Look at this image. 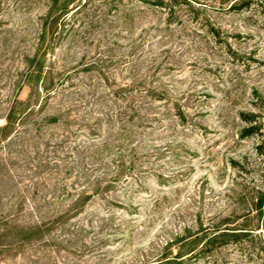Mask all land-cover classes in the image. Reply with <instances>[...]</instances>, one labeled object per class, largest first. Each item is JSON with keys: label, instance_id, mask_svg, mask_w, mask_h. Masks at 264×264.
Returning a JSON list of instances; mask_svg holds the SVG:
<instances>
[{"label": "rangeland", "instance_id": "374dc122", "mask_svg": "<svg viewBox=\"0 0 264 264\" xmlns=\"http://www.w3.org/2000/svg\"><path fill=\"white\" fill-rule=\"evenodd\" d=\"M165 3L0 0V264H264V0Z\"/></svg>", "mask_w": 264, "mask_h": 264}, {"label": "trees", "instance_id": "16d2710c", "mask_svg": "<svg viewBox=\"0 0 264 264\" xmlns=\"http://www.w3.org/2000/svg\"><path fill=\"white\" fill-rule=\"evenodd\" d=\"M51 1L52 4L50 5L48 14L44 18L45 23L39 38V41H43V42L48 38V36H50V34L52 35V37H54L58 33V29L61 26L60 19L63 17V15L68 14L69 6L71 5V3L75 2V0H65L62 6L58 7L60 0H51ZM157 3L159 5H166L165 0H157ZM233 7L235 6L232 5V8ZM38 57L39 55L37 54L34 57V60L33 61L31 60L32 63L30 64V66H28L27 79L29 81H38L43 77L44 72H43L42 62L41 63L40 61L37 62L36 66L32 65L34 61L38 60ZM47 79L49 78L44 77L43 83H45V80ZM54 81H55L54 79L53 80L51 79V82H49L50 83L49 85H51V87L54 85ZM46 85L47 82L44 86L40 87L39 90L40 91L45 90L48 92L49 85L48 86ZM31 111L32 109L29 110V112ZM29 112H27L26 110L23 111L21 110V112H19L16 110V107H12L10 109L9 115L6 117V120H4L3 122L5 123V125L0 126V145H2L5 142H11L15 134H17V132L19 131L21 125H27L28 127L31 126V123H33V126H35L34 122L30 120ZM57 119L58 118H56L55 116H52L46 118L45 121L47 123H56L58 121ZM26 129L29 130V127ZM254 129L255 128L253 126L249 127L245 129L244 133H250ZM96 186H100L99 183H96ZM82 195H84V193H82L80 196ZM80 196L74 203V206L80 204V200H81ZM262 204H263V200L261 199L260 205ZM207 236H208V240L204 243L203 240L204 238L207 239L206 238ZM246 236H248L247 233L242 232L241 229L221 227V228H217V230H215L211 236L206 234L203 237H200V235L197 234V236L194 238H191L193 236H189L188 238L185 237L183 238V241L186 243L185 246L188 247L187 250H185V254L178 255L175 258L166 257L164 259L158 260L154 264H180L182 261H184L189 257H192L193 255H195L194 256L195 259H199L203 257L206 254V252L210 250L211 247H216L218 245H226L229 243H235L242 240V238ZM184 257L186 258L183 259Z\"/></svg>", "mask_w": 264, "mask_h": 264}]
</instances>
